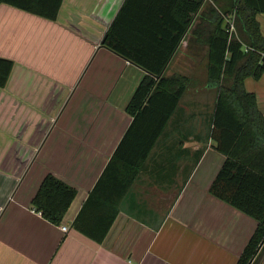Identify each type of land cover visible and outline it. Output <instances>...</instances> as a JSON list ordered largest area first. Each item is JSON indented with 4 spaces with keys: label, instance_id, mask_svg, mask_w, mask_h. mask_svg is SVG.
<instances>
[{
    "label": "crops",
    "instance_id": "crops-1",
    "mask_svg": "<svg viewBox=\"0 0 264 264\" xmlns=\"http://www.w3.org/2000/svg\"><path fill=\"white\" fill-rule=\"evenodd\" d=\"M125 1L63 0L55 21L0 5V58L13 62L0 89V264H237L257 227L210 194L226 157L211 138L217 93L207 86V47L189 46V32L162 72L187 77V88L119 196L106 238L97 244L72 227L147 75L102 44ZM256 21L264 38V14ZM244 89L264 117V72ZM47 175L76 191L59 226L31 206ZM257 252L264 264V240Z\"/></svg>",
    "mask_w": 264,
    "mask_h": 264
},
{
    "label": "trees",
    "instance_id": "trees-1",
    "mask_svg": "<svg viewBox=\"0 0 264 264\" xmlns=\"http://www.w3.org/2000/svg\"><path fill=\"white\" fill-rule=\"evenodd\" d=\"M62 1L0 0V5L55 21ZM134 1L124 2L102 44L147 75L126 107L133 121L72 227L97 244L106 238L118 214L119 196L133 181L187 88V77H166L162 72L189 32V46L207 47V86L217 93L211 138L226 157L210 194L257 221L237 264H258L257 251L264 240V117L255 96L245 91L244 81L258 80L264 72V38L256 21L258 14H264V0H147L136 9ZM229 16L234 17L235 28L230 38ZM12 67V61L0 58V89L6 86ZM122 171L127 173L124 181H120ZM119 182L121 189L114 193L112 186ZM75 195L73 187L47 175L31 206L44 220L59 226Z\"/></svg>",
    "mask_w": 264,
    "mask_h": 264
},
{
    "label": "built area",
    "instance_id": "built-area-1",
    "mask_svg": "<svg viewBox=\"0 0 264 264\" xmlns=\"http://www.w3.org/2000/svg\"><path fill=\"white\" fill-rule=\"evenodd\" d=\"M209 1V0H206ZM226 23H227V33H228V37L230 38L234 33H235V28H234V17L233 16H229L226 19ZM34 212V211H32ZM36 212V211H35ZM38 215H40L39 212H36ZM68 225H61L60 226V230L63 233H66L68 231ZM263 243V242H262Z\"/></svg>",
    "mask_w": 264,
    "mask_h": 264
}]
</instances>
